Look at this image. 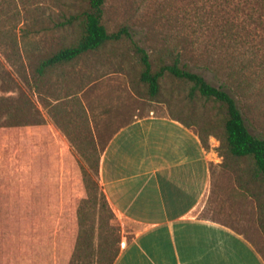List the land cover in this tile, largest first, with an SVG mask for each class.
I'll return each instance as SVG.
<instances>
[{"label": "rangeland", "instance_id": "obj_1", "mask_svg": "<svg viewBox=\"0 0 264 264\" xmlns=\"http://www.w3.org/2000/svg\"><path fill=\"white\" fill-rule=\"evenodd\" d=\"M86 6L0 0V264H107L129 228L99 196V151L150 110L194 123L207 152L214 146L207 158L218 172L200 214L243 234L264 260V178L224 149L223 107L189 97V83L168 74L149 97L125 37L36 72L76 41V22H64ZM100 23L108 33L125 27L152 69L178 55L264 139V0H102Z\"/></svg>", "mask_w": 264, "mask_h": 264}, {"label": "crops", "instance_id": "obj_2", "mask_svg": "<svg viewBox=\"0 0 264 264\" xmlns=\"http://www.w3.org/2000/svg\"><path fill=\"white\" fill-rule=\"evenodd\" d=\"M207 149L194 123L152 110L110 135L98 187L129 228L112 264H264L243 234L200 214L218 172Z\"/></svg>", "mask_w": 264, "mask_h": 264}, {"label": "trees", "instance_id": "obj_3", "mask_svg": "<svg viewBox=\"0 0 264 264\" xmlns=\"http://www.w3.org/2000/svg\"><path fill=\"white\" fill-rule=\"evenodd\" d=\"M101 5L102 0H87L85 9L79 13L69 15L65 19L64 23L72 24L76 22L79 27V35L76 41L41 60L35 69L36 72L42 74L45 70L57 64L67 63L82 53L96 50L108 41H116L125 37L132 43L134 52L137 55L140 65L139 81L144 84L147 95L155 97L159 92L160 79L164 74H168L175 79L189 83V97L197 96L203 101H211L223 107L225 113L221 138L224 149L231 155L251 158L255 173L262 175L264 178V139L248 132L233 97L221 86L210 84L202 75L180 65L178 55L171 56L169 63L161 62L155 69H152L147 53L131 41L130 34L125 27H121L114 32H106L104 26L100 23ZM204 146L207 147L206 144ZM99 196L102 203L108 206L100 190ZM91 201H95L94 198ZM116 253L117 249L115 248L108 257L107 264L112 263Z\"/></svg>", "mask_w": 264, "mask_h": 264}, {"label": "built area", "instance_id": "obj_4", "mask_svg": "<svg viewBox=\"0 0 264 264\" xmlns=\"http://www.w3.org/2000/svg\"><path fill=\"white\" fill-rule=\"evenodd\" d=\"M213 147H214V146H212L211 149H210L208 152H206V153H209V152L211 153V152H212V154H214V153H213V150H212ZM215 157L218 158L216 154H215Z\"/></svg>", "mask_w": 264, "mask_h": 264}]
</instances>
